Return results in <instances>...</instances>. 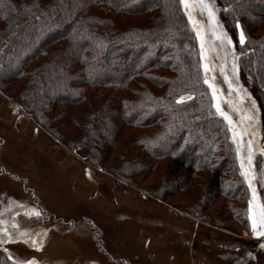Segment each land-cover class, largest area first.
<instances>
[{"label":"trees","instance_id":"obj_1","mask_svg":"<svg viewBox=\"0 0 264 264\" xmlns=\"http://www.w3.org/2000/svg\"><path fill=\"white\" fill-rule=\"evenodd\" d=\"M217 6L234 35L238 75L264 111V32H249V25L254 31L264 26V0H217ZM237 24L247 31L244 45ZM200 53L180 0H0L1 93L68 148L61 135L77 127L91 153L108 158L118 151L117 178L134 187L169 158L171 181L156 196L165 201L201 181L202 198L191 209L202 213L222 197L226 203L250 200L229 123L204 83ZM185 94L194 98L178 103ZM85 103L91 106L86 118L72 117ZM127 132L130 139L123 141ZM226 203L219 213L228 207L226 219L248 230L245 211ZM182 207L179 212L196 218ZM0 264H13L3 250Z\"/></svg>","mask_w":264,"mask_h":264},{"label":"rangeland","instance_id":"obj_2","mask_svg":"<svg viewBox=\"0 0 264 264\" xmlns=\"http://www.w3.org/2000/svg\"><path fill=\"white\" fill-rule=\"evenodd\" d=\"M212 2L218 9L217 0ZM194 3L192 0L185 10L199 22L203 63L215 68L208 74L217 93L215 104L220 103L229 114L237 133L246 130L234 143L248 179L250 202L226 203L222 197L202 213L193 210L202 198L201 177L199 184L185 187V194L163 201L156 190L171 181L167 176L169 158L160 161L152 173L136 179L140 186L134 187L117 178L121 167L118 151L108 158L91 153L83 138H77V127H71L69 134L60 132L72 144L68 148L65 140L43 130L16 101L0 91V235L7 232L13 237L0 244V250L11 263L264 264V235L253 237L264 231V111L254 100L248 80L240 77L237 69L233 76V44L221 48L216 38L221 31L219 25L231 40L233 32L229 33L218 11L216 21L210 24L207 13L202 14L199 6H192ZM260 27L254 31L249 25V32L259 37L264 32V26ZM238 29V37L243 31L247 40V31L240 24ZM221 64L233 84L231 89L220 73ZM89 94L92 97L94 90ZM180 97H184L182 103L194 95ZM90 107L82 104L71 116L83 121ZM129 134L122 136L123 141L130 139ZM241 140L243 143H239ZM122 143L120 147L126 148L128 143ZM200 176L207 178L209 174L202 172ZM225 203L245 211L251 231L226 219L228 207L219 213ZM182 206L193 208L190 212L197 219L184 210V215L179 212ZM18 233L26 235L19 237ZM29 237L37 241L38 248L27 242ZM250 248L255 249L252 255Z\"/></svg>","mask_w":264,"mask_h":264},{"label":"snow or ice","instance_id":"obj_3","mask_svg":"<svg viewBox=\"0 0 264 264\" xmlns=\"http://www.w3.org/2000/svg\"><path fill=\"white\" fill-rule=\"evenodd\" d=\"M180 3L183 4L185 6V9L187 10L188 7H189V4L192 3V0H180ZM192 6L193 7L199 6L202 14L204 12H206L207 13V17H208V22L210 24L216 21V12L218 11V9H216L215 4L212 2V0H195V3L192 4ZM189 20L193 24V27L196 30L197 35L199 37V34H200L199 22L193 20L192 17H191V14H189ZM219 27L221 28V31H220V33L218 35H216V38L219 39L221 48H223L225 45H232L233 42H232L231 38L228 36L227 32L223 30V26L219 25ZM237 27H239L238 24H237ZM238 39H239V44L240 45H244L245 44L246 37H245L243 31L239 32ZM203 54H204V44L202 42V44H201V61H202L201 67L203 68V72L205 74L204 83L206 85H208L210 89L213 90V99L215 100V99H217V93H216L215 85L213 83H211L210 80L208 79V74L214 72L215 68L213 66H211V65L203 63V60H204V55ZM225 55L227 56L228 53L226 52ZM231 55L233 57V61H235V58H236L235 51H233L231 53ZM236 68H237V65L235 64V62H233V65H232L233 76H235ZM219 70H220V73L222 75H224V80L226 82H228L229 88L231 89L233 84L229 80L228 75L226 74L225 66L223 64L219 65ZM183 99H184V97H180V98H178L177 102L179 103ZM215 108H216V112L220 116H222L225 121H228V123H229V131L232 132V139L234 141L237 140V136L238 135L242 137L245 134V131H246L245 129H241L240 132L237 133L236 129L232 127V120H231L229 114L222 108L220 103L215 104ZM239 143H243V141L241 140V141H239ZM248 143H249V146H251L252 141H249ZM37 215H39L38 212H37ZM261 223L264 224V216H262V218H261ZM253 231H254V233L256 232L255 223H253ZM259 234L260 235H264V233H259ZM25 235H26L25 233H18L19 237H24ZM11 239H13V237H11L9 234H7V232H4L3 235H0V244L6 242L7 240H11ZM27 242L30 243L33 247H36V248L39 247V245L37 244V241L34 238L29 237ZM28 264H36V261L35 260H31V261L28 262Z\"/></svg>","mask_w":264,"mask_h":264},{"label":"water","instance_id":"obj_4","mask_svg":"<svg viewBox=\"0 0 264 264\" xmlns=\"http://www.w3.org/2000/svg\"><path fill=\"white\" fill-rule=\"evenodd\" d=\"M262 235H260V234H255L253 237L255 238V239H258V238H260Z\"/></svg>","mask_w":264,"mask_h":264}]
</instances>
